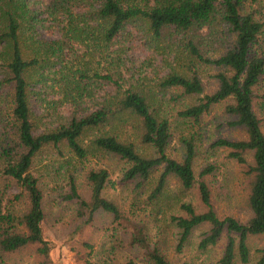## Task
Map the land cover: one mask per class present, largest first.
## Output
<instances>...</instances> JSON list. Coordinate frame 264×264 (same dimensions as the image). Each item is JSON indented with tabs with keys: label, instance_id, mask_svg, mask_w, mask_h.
Wrapping results in <instances>:
<instances>
[{
	"label": "trees",
	"instance_id": "16d2710c",
	"mask_svg": "<svg viewBox=\"0 0 264 264\" xmlns=\"http://www.w3.org/2000/svg\"><path fill=\"white\" fill-rule=\"evenodd\" d=\"M62 16L68 20L64 25ZM79 17L86 28L78 27ZM47 20L63 32L59 39L38 37L39 29H48ZM136 20L156 38L167 29L183 37L186 72L168 74L161 81L162 87L178 89L179 97L195 96V101L179 109L178 115L197 126L213 106L223 103L224 113L231 117L227 125L243 130V137H218L209 147L225 150L228 158L246 166L250 213L245 220L217 214L207 180L210 175H218L217 165L207 162L198 172L195 170L198 131L182 138L180 158L172 157L167 153L169 120L153 108L145 92L124 87L119 70L116 76L111 70L101 74L79 65L74 70L67 68V72L63 69L64 60L74 51L71 43H80L78 40L84 38L80 31L94 38L99 52L104 53L126 25ZM263 32L264 0H0V97H10L9 118L3 121L0 132V253L35 245L37 253L48 258L52 245L43 234L44 196L31 170L33 158L45 146H52L60 154L61 146H65L77 159L85 160L88 148L93 147L125 163L122 181L137 180L140 186L160 168L147 196L150 201L164 193L170 178L182 191L197 188L201 209L192 202H181L179 214L170 215L178 229V251L196 230L204 228L198 235V251L205 253L225 239L217 264H264V246L253 249L249 242L251 237L264 235V130L254 108L257 104L264 113V52L256 47ZM213 37L220 38L221 45L228 40L229 46L215 56H207L204 40ZM201 65L216 69L213 77L217 86L211 93H204ZM47 67L51 68L61 99L74 109L37 132L31 97L37 98L38 93L33 92L30 77L37 72L38 83L53 89L54 84L47 83L51 77L44 73ZM92 78L110 83L111 91L91 110L80 112L77 109L81 101L90 98ZM129 130L144 152L130 139ZM89 131L96 134L90 145L84 146L81 139ZM247 154L251 155V163ZM85 181L87 190L83 193L70 174L68 189L60 194L61 199L74 201L77 217H86L89 222L96 211H105L128 234L132 246L147 248L145 226L132 211L121 210L104 195L111 182L109 170L90 168L85 172ZM22 200L26 208L19 214L16 204ZM147 255L155 264H172L157 248H150ZM125 264L136 262L129 258Z\"/></svg>",
	"mask_w": 264,
	"mask_h": 264
},
{
	"label": "rangeland",
	"instance_id": "374dc122",
	"mask_svg": "<svg viewBox=\"0 0 264 264\" xmlns=\"http://www.w3.org/2000/svg\"><path fill=\"white\" fill-rule=\"evenodd\" d=\"M64 17L61 18V25L68 21L67 17ZM78 20H80L77 22L78 27L86 28L83 18L79 17ZM46 24L48 29H39L38 37L59 39L62 36L63 32L55 27L53 21L47 20ZM90 24L94 26L95 22L92 21ZM80 34L84 38L82 41L78 40L80 43L77 41L71 43L70 48H74V51H70L69 58L64 60L65 72L67 68L71 67L74 70L78 65L90 71L97 70L101 74H105L107 70H111L112 73L119 70L117 72H121L120 80L123 86L145 92L153 108L169 120L171 138L167 153L172 157L180 158L183 149L181 139L198 131L199 140L195 142L198 149L195 170L198 172L207 162L217 165L218 175L207 177L212 190V203L217 214L232 215L245 220L250 213L247 206L249 178L245 174L246 166L228 158L225 150H214L209 147V144L218 137L241 138L244 136L243 130L227 125L231 117L224 113L223 103L213 106L200 124L193 126L190 121L178 115V110L193 103L195 96L179 97L178 89L161 86V81L168 74L186 72L187 56L183 37L167 29L161 37L156 38L144 23L136 20L126 25L125 30L108 50L100 53L94 38H89L90 36L84 31H80ZM213 38L204 40V53L207 56H215L221 52V49L229 46L228 40L221 45L220 38ZM256 47L264 52V32L259 37ZM111 61L113 62L110 64ZM50 70L51 68L47 67L44 73L51 77L47 83L54 84L53 89L38 83L37 72L30 77L31 88L33 92L38 93V99L36 95L31 97L37 132L51 126L60 115L63 116L74 109L68 101L61 99V91L57 83L53 82ZM215 72L216 69L211 66L199 67L204 93L215 90L217 86L213 77ZM115 75L118 76V73ZM91 81L94 82L91 85L90 98L86 97L81 101L77 109L80 112L91 110L111 91L110 83L95 78ZM261 92H264V85L261 87ZM9 101L8 95L0 97V132L3 121L9 118ZM254 108L261 118L264 130V113L257 104ZM95 134V131L87 132L81 139L82 144L89 146ZM127 134L139 151L144 152L133 131L129 130ZM88 149L85 160L77 159L65 146H61L62 154L52 146H45L35 155L31 170L39 179V187L43 192L45 216L42 229L45 239L51 243L52 248L48 258L37 253L35 245H27L11 253H0V264H85L87 261L90 264H125L129 258H133L136 264H155L147 255L150 248H157L172 264H217L225 239L222 238L216 246L205 253L198 251L196 247L198 235L204 228L196 230L181 251L176 247L178 229L171 222L170 215L179 214L178 206L181 202H192L197 209H201L197 188L187 192L182 191L175 179L170 178L164 193L158 199L150 201L147 196L160 173V168L153 170L148 180L138 186L137 180L120 179L125 163L118 157L95 150L93 147ZM247 160L251 163L250 154H247ZM100 167H105L110 172L111 182L107 184L104 195L113 200L121 210L132 211L136 215L134 218L145 226L147 248L132 246L128 234L122 227L112 222L109 213L98 210L87 222L86 217H77L74 201L61 199L60 194L68 189L67 181L70 174L76 178L80 190L86 193L85 172L90 168ZM13 191H17V188L14 187ZM25 208V200L16 204V212L19 214ZM249 242L253 249L264 246V235L251 237Z\"/></svg>",
	"mask_w": 264,
	"mask_h": 264
}]
</instances>
